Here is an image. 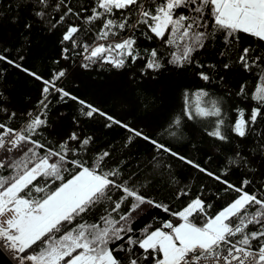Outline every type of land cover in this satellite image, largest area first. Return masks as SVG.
<instances>
[{
  "label": "snow or ice",
  "instance_id": "obj_1",
  "mask_svg": "<svg viewBox=\"0 0 264 264\" xmlns=\"http://www.w3.org/2000/svg\"><path fill=\"white\" fill-rule=\"evenodd\" d=\"M37 3L48 6L47 0ZM63 3L60 0L56 4L57 11ZM44 14L36 12L41 18ZM69 15L90 26L84 31L91 34L96 30L91 42L83 44L75 39L80 25L69 24L63 34V41H71L73 47L82 49L80 67L85 69L99 64L121 70L129 63L135 64L140 57L134 33L141 27L142 35L159 40L168 50L167 64L177 69L195 63L194 54L218 34L223 35L229 50L240 41L241 34L264 43V0H92L88 15L81 16L66 7L57 22ZM121 33L126 35L121 37ZM63 51L67 53L68 49ZM146 51L148 58L140 74L147 70L159 73L165 67V55L155 48ZM252 51L251 47H244L236 60L245 72L261 69L251 94L257 106L251 108L247 118L244 110H238L233 130L239 137H245L247 127L264 117V57L250 59ZM0 61L25 71L44 85L38 101L40 111L35 115L27 113L29 119L23 128L16 130L0 122V170L4 172L0 174V250L13 252L17 264H264V189L249 193L246 189L251 181L234 185L223 179L226 173L217 175L201 167L142 130L81 100L57 83L67 70L45 80L5 55L0 54ZM223 67L228 69L230 65L225 63ZM197 75L203 81L210 80L202 71ZM244 92L242 84L238 95ZM54 95L63 102H77L87 118H105L106 127L124 128L130 133L129 143L134 137L142 138L157 151L185 161L223 185L225 193L236 195L214 213L210 212L213 205L201 195L180 210L171 211L168 205L144 196L135 185L129 186L128 180H120L119 167L106 168L108 151L98 154L91 164L81 159L79 153L86 150L91 137L81 139L72 133L59 143L58 149L47 146L35 137L48 125L45 112L49 97ZM15 115L10 113L6 118ZM183 116L189 121L199 118L210 122L208 136L220 141L228 139L222 131L225 121L220 101L209 92L201 89L192 96L185 92ZM174 123L179 125L180 118ZM70 141L78 146H70ZM114 193H119L116 199ZM125 204L127 211H122ZM98 206H104L98 219H85ZM150 207L163 209L174 219L154 228L146 225L137 235L133 223Z\"/></svg>",
  "mask_w": 264,
  "mask_h": 264
},
{
  "label": "trees",
  "instance_id": "obj_2",
  "mask_svg": "<svg viewBox=\"0 0 264 264\" xmlns=\"http://www.w3.org/2000/svg\"><path fill=\"white\" fill-rule=\"evenodd\" d=\"M59 2L47 0L48 6L44 7L37 0H0V54L45 80H50L62 69L67 70V75L57 83L81 100L142 130L145 135L201 167L217 175L226 173L223 179L234 185L240 186L244 180L251 181L246 189L249 193H260L264 189V117H258L256 123L247 127L245 137H239L233 130L238 110H244L247 118L251 108L257 106L251 94L261 71L253 68L251 72H245L236 63L238 54L244 47H251L250 59L257 55L264 57V43L241 34L240 41L229 50L223 35L218 34L206 43L204 49L194 54L195 63L177 69L167 64L168 50L161 46L159 40H149L142 35L141 27L134 33L140 57L135 64L129 63L121 70L99 64L85 69L80 67L82 56L79 53L82 49L73 47L71 41H63V34L69 24H78L81 31L75 39L78 44H83L91 42L96 30L93 29L91 34L84 31L90 26L74 15L67 16L63 22L57 21L66 7L80 12L81 16L88 15L92 0H64L57 11ZM37 11L45 13L43 18L36 15ZM124 35L126 33H121V37ZM65 48L67 53L63 51ZM153 48L165 55V67L159 73L147 70L141 75L148 58L146 50ZM225 63L230 65L228 69L223 67ZM201 71L210 77L209 81L200 79L197 73ZM242 84L245 92L238 95ZM43 86L41 80L0 61V122L16 130L23 128L29 119L27 113L35 115L40 111L38 101L42 98ZM201 89L220 101L225 121L222 131L228 137L225 141L207 135L212 128L210 122L199 118L189 121L183 116L185 92L192 96ZM48 103L45 112L48 125L36 139L58 149L59 143L66 141L72 133L81 139L91 137L86 150L79 153L81 159L91 164L98 154L108 151L110 157L105 160L106 168L119 167L120 180H128L129 186L135 185L144 196L168 205L171 211L180 210L189 200L201 195L213 205L210 212L214 213L236 195L225 193L223 185L185 161L157 151L142 138L134 137L129 143L130 133L124 128L118 125L106 127L108 122L98 115L93 118L83 116L81 105L75 101L63 102L54 95L49 97ZM10 113L16 115L6 118ZM177 118H180L179 125L174 123ZM172 132L176 134L172 135ZM69 143L72 147L78 146L74 141ZM0 174H4L3 170ZM183 192L188 195H182ZM178 194H181L179 198ZM118 195L114 193L113 199ZM103 210L104 206H98L85 219L94 222ZM122 211H127V204ZM169 219L174 218L163 209L150 207L133 223V228L138 235L146 225L151 224L154 228Z\"/></svg>",
  "mask_w": 264,
  "mask_h": 264
},
{
  "label": "water",
  "instance_id": "obj_3",
  "mask_svg": "<svg viewBox=\"0 0 264 264\" xmlns=\"http://www.w3.org/2000/svg\"><path fill=\"white\" fill-rule=\"evenodd\" d=\"M0 264H13L4 250H0Z\"/></svg>",
  "mask_w": 264,
  "mask_h": 264
},
{
  "label": "built area",
  "instance_id": "obj_4",
  "mask_svg": "<svg viewBox=\"0 0 264 264\" xmlns=\"http://www.w3.org/2000/svg\"><path fill=\"white\" fill-rule=\"evenodd\" d=\"M4 250V252L7 254V256L10 258V260L12 261V263L13 264H17V261H15L14 259H13V252H11V251H9V250H7V249H3Z\"/></svg>",
  "mask_w": 264,
  "mask_h": 264
}]
</instances>
